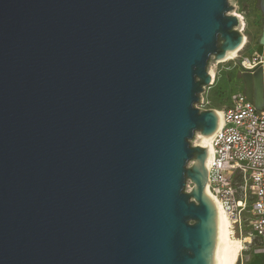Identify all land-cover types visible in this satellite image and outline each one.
<instances>
[{
    "label": "water",
    "instance_id": "1",
    "mask_svg": "<svg viewBox=\"0 0 264 264\" xmlns=\"http://www.w3.org/2000/svg\"><path fill=\"white\" fill-rule=\"evenodd\" d=\"M231 8L0 0V264H212L207 150L190 140L218 126L196 103L208 62L243 43ZM242 80L261 107L262 66Z\"/></svg>",
    "mask_w": 264,
    "mask_h": 264
},
{
    "label": "built area",
    "instance_id": "2",
    "mask_svg": "<svg viewBox=\"0 0 264 264\" xmlns=\"http://www.w3.org/2000/svg\"><path fill=\"white\" fill-rule=\"evenodd\" d=\"M258 65L264 77V50L238 63L241 72ZM221 111L222 122L211 140L207 185L225 210L232 233H247L241 238L244 246L264 250V101L257 108L240 88L228 95Z\"/></svg>",
    "mask_w": 264,
    "mask_h": 264
},
{
    "label": "rangeland",
    "instance_id": "3",
    "mask_svg": "<svg viewBox=\"0 0 264 264\" xmlns=\"http://www.w3.org/2000/svg\"><path fill=\"white\" fill-rule=\"evenodd\" d=\"M231 9L229 14L238 13L244 18V27H239L243 35L246 36V42L238 51L235 58L227 61H212L207 64V71H214V80L211 85L204 87L200 94V101L196 106L200 109L216 108L221 110L228 99V95L238 88L244 87L242 72L238 66L239 60L244 57H251L255 52L257 41L256 34L261 30L264 16L258 8V0H227ZM237 16V15H236ZM239 26V25H238ZM197 135L190 140L191 145L196 142ZM190 165V162L187 163ZM191 186L190 181L186 180L185 191ZM233 234V233H232ZM245 232L234 233V237L242 238ZM241 244V243H240ZM239 251V258L236 264H264V250L257 248L255 245L247 247L242 243Z\"/></svg>",
    "mask_w": 264,
    "mask_h": 264
},
{
    "label": "bare ground",
    "instance_id": "4",
    "mask_svg": "<svg viewBox=\"0 0 264 264\" xmlns=\"http://www.w3.org/2000/svg\"><path fill=\"white\" fill-rule=\"evenodd\" d=\"M239 19V27H244V18L241 14L235 13ZM244 36L243 43L241 46L236 49L230 50L226 53L225 57L220 61H227L235 58L238 51L243 47L246 42V36ZM246 64L250 63L249 60H244ZM212 80H214V71L212 69L209 70ZM218 118V126L222 122V111L219 109H215ZM214 134V133H213ZM213 134L204 136L199 132H196L197 140L194 145H199L201 147L206 148L207 157L205 160L206 166L209 165V158L211 154V140ZM205 193L211 198L215 205L216 217H215V229H216V242L215 248L212 257V264H236L239 258V251L242 248V241L240 238L234 237L230 227L229 218L223 209L220 201L217 197L210 191L207 183H205ZM248 238H246L247 240ZM241 243V244H240Z\"/></svg>",
    "mask_w": 264,
    "mask_h": 264
},
{
    "label": "crops",
    "instance_id": "5",
    "mask_svg": "<svg viewBox=\"0 0 264 264\" xmlns=\"http://www.w3.org/2000/svg\"><path fill=\"white\" fill-rule=\"evenodd\" d=\"M259 8V7H258ZM260 10V9H259ZM261 12V11H260ZM261 32H262V28H261V30L256 34V38L257 39H259V37H260V35H261ZM256 46V45H255ZM255 51H256V49H255ZM244 85V84H243ZM238 89H240V88H238ZM241 89H243V87L241 88ZM214 109H216V108H214ZM252 245H255V244H252ZM256 246V245H255Z\"/></svg>",
    "mask_w": 264,
    "mask_h": 264
}]
</instances>
